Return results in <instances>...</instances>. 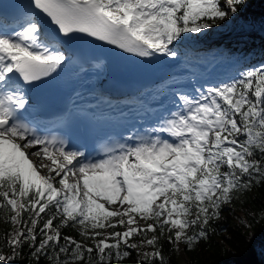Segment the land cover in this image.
<instances>
[{
    "label": "snow or ice",
    "instance_id": "6c2138e0",
    "mask_svg": "<svg viewBox=\"0 0 264 264\" xmlns=\"http://www.w3.org/2000/svg\"><path fill=\"white\" fill-rule=\"evenodd\" d=\"M246 3L24 0L10 26L0 12V208L12 229L0 264L24 259L25 246L35 264H120L129 250L136 264H168L161 241L194 250L235 193L264 182V64L197 87L195 96L177 93L180 103L147 135L129 134L99 158L38 134L29 119L28 87L68 60L60 40L91 38L140 58L176 59L184 34L231 20ZM69 226L91 246L63 235Z\"/></svg>",
    "mask_w": 264,
    "mask_h": 264
},
{
    "label": "trees",
    "instance_id": "16d2710c",
    "mask_svg": "<svg viewBox=\"0 0 264 264\" xmlns=\"http://www.w3.org/2000/svg\"><path fill=\"white\" fill-rule=\"evenodd\" d=\"M238 16L245 22L251 19L256 26L264 25V0H247ZM257 34L258 37L245 39L239 45L221 44L224 56L235 52L240 60L233 66L235 72L264 64V26ZM0 202H3L2 197ZM6 216L5 209L0 208V248L7 254L10 249L4 238L12 229L6 223ZM205 230L208 238L202 240L192 251L186 250L183 243L177 246V251H173V245L167 243L166 239L161 241L168 264H264V182L259 186L254 184L249 191L235 193L232 202L222 206L219 217L211 220ZM61 232L87 246L92 244L90 239L86 241L80 236L78 228L69 226L61 229ZM133 240L139 242L137 237H133ZM129 251L130 257L120 264H136V250ZM144 251L150 252L152 249H140V252ZM28 252L29 249L25 246V258L14 264H35L28 259ZM41 264L48 262L42 259Z\"/></svg>",
    "mask_w": 264,
    "mask_h": 264
},
{
    "label": "rangeland",
    "instance_id": "374dc122",
    "mask_svg": "<svg viewBox=\"0 0 264 264\" xmlns=\"http://www.w3.org/2000/svg\"><path fill=\"white\" fill-rule=\"evenodd\" d=\"M263 26L264 25H260V27L256 26L251 19L246 22L242 21V18L237 14L231 20L226 19L222 22H218L216 26L202 34H184L181 40L177 42L202 38L201 36L210 34L207 36L210 37L209 41L204 47L193 49L195 51L194 54L198 53L197 55H200L202 60L197 61L192 57L190 58V62L195 63L201 70H193L195 75L192 78L194 82L198 83L195 89L197 87H205L211 84L226 82L238 77L239 73L244 70L235 72L233 66L236 65V61L240 60L237 59L235 52L224 56L220 49L221 44L228 46L239 45L245 39H254L258 37L259 33L257 34V32H259ZM97 72L98 71H95V73ZM38 147L39 146H37V148ZM37 148L29 149V151H36Z\"/></svg>",
    "mask_w": 264,
    "mask_h": 264
},
{
    "label": "bare ground",
    "instance_id": "6f19581e",
    "mask_svg": "<svg viewBox=\"0 0 264 264\" xmlns=\"http://www.w3.org/2000/svg\"><path fill=\"white\" fill-rule=\"evenodd\" d=\"M209 35L210 34L201 36L202 38L191 39L189 41L176 42L175 43V51L177 52L178 59L180 61L184 62V63L176 66L175 71L180 72V70H183V68H186V70L188 71V73L185 74L184 76L175 75V77L178 80H182V79L184 80L186 77L192 78L195 75V72H193V70H200L195 63L190 62V58L192 57V58H194V60H197V61L202 60L201 56L197 55L198 53L194 54L195 51L193 49H199V48L204 47V45L207 44L209 41L210 37H207ZM166 59H167L166 61L168 63L170 62V64L172 62H174V59L167 58V57H166ZM98 76L99 75L95 74L93 71L86 70L83 78L86 80H89V78H91V77H98ZM187 83L191 84V81H188ZM196 86L197 85H191V86H189V88L182 90L180 93H182L184 95L194 94L195 93L194 90H195ZM93 96L94 95H92V97ZM171 96H174V94H170V92H169V94H167V97L170 98Z\"/></svg>",
    "mask_w": 264,
    "mask_h": 264
}]
</instances>
